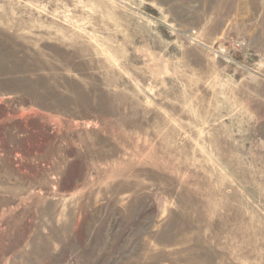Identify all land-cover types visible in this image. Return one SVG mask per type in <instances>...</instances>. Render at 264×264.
Instances as JSON below:
<instances>
[{
    "label": "rangeland",
    "instance_id": "rangeland-1",
    "mask_svg": "<svg viewBox=\"0 0 264 264\" xmlns=\"http://www.w3.org/2000/svg\"><path fill=\"white\" fill-rule=\"evenodd\" d=\"M0 264H264V0H0Z\"/></svg>",
    "mask_w": 264,
    "mask_h": 264
}]
</instances>
